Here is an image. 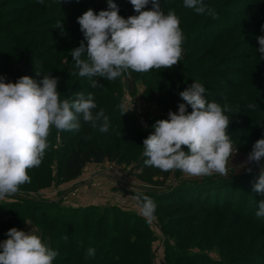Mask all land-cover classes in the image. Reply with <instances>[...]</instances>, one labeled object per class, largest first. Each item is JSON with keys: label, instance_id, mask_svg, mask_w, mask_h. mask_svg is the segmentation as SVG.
Returning a JSON list of instances; mask_svg holds the SVG:
<instances>
[{"label": "rangeland", "instance_id": "obj_1", "mask_svg": "<svg viewBox=\"0 0 264 264\" xmlns=\"http://www.w3.org/2000/svg\"><path fill=\"white\" fill-rule=\"evenodd\" d=\"M203 2L212 7L217 14H222L228 9L233 11L231 14L238 15L237 18H233L232 15L213 18L207 13L200 14L201 19L197 25L199 32L216 31L227 26L235 30L227 37H219L213 41L216 45L213 42H201L199 39V44H196L197 39L191 34L184 37L182 44L185 49L187 42H192V47L196 44L195 50L191 51L192 58L197 54L201 63L195 65L191 77H198V80L194 81L204 85L206 100L209 102L215 100L223 106L231 93L227 102L232 111L226 112L225 115L231 119L227 131L237 152L229 163L228 174L190 177L179 170L161 171L157 174V168L151 174L148 173V167L143 163L146 159L143 156V140L154 133L153 125L159 117L168 118L170 110L164 111L162 103L158 100L156 88L155 90L153 87L149 88L151 84L149 77L123 75L118 78L121 83L119 87L114 88L113 96L115 101L119 104L125 103L130 110L123 114L121 119L126 118L137 125L138 129L135 133L138 135V142H135L133 147H129L128 151H124L126 154L122 160L116 155L113 160L90 163L78 178L66 181L61 174L62 157L64 150H72L75 143L72 141L68 146L62 140L68 138L71 141L76 136L79 137L90 123H84L81 118L79 131L67 133L65 131L64 134L53 128L48 139L50 146L41 165L28 170L31 182L22 185L14 196L0 200V229L7 230L5 233L0 232V239L13 227L25 232L33 229L58 252V256L53 261L55 264H74L67 262L70 256L77 255L70 249L67 241L70 236H77L82 230V212L86 210L89 213L97 209L90 220L86 221L90 231L89 243L96 239V236L92 237V233L101 215V220L103 217L107 220L102 221V225L105 224L104 228L97 230L103 233L101 244L106 249L105 242L107 243L113 234L123 232L121 222L124 218L117 214L121 212L128 217L130 242L137 243L138 246L147 245L139 256V260L146 264H175L171 254L172 251L175 254L176 250L188 251V254L196 255L194 257L199 254L205 256L206 264H247L246 262L250 260L264 264V227L253 221H246L245 216L238 212L242 207L245 210L243 214L249 213L247 208L257 211L256 200L261 197L253 191V181L259 173L260 166L264 165V160L261 161V165L249 164L247 157L254 142L264 138V60L257 50L259 46H255L252 39V31L257 26L264 25V11H261L262 8L256 0H203ZM114 3L119 8V14L125 19L133 15L134 9L129 0H114ZM160 3L173 6L171 9H176L175 13L181 20L182 13L178 12L181 10L178 9L180 6L173 5L169 0H160ZM180 3L183 1L180 0ZM89 8L97 13L100 10H107V0H43V3L40 0H0V46H3L0 49V77L6 76L5 82H16L20 77L27 75L39 81L43 78L42 75H36V71H39L43 75L58 78V89L62 99L75 87L81 89H75L77 92H83L85 87L91 85L90 79L78 75L79 70L75 67L71 50L79 47L84 40L78 17ZM163 12L167 14L168 11L163 10ZM256 14L261 17L259 21L245 23L248 17L254 19ZM56 19L62 20L61 22L64 23L62 27H55L57 23L52 25V21ZM237 27H239L238 31ZM248 39L249 42H246ZM243 42L245 45L241 47ZM12 44L14 47L7 49ZM52 48L55 49L51 50ZM183 52L185 57L184 49ZM51 53L52 57L46 58V55ZM30 61H33V64L30 65ZM248 68H251L252 75H242V71ZM168 70H171L170 74L177 76V79L168 78V81L177 85L175 82L179 80V69ZM215 70H222L223 73L219 74ZM92 79L105 80L100 77ZM234 87L235 90H232ZM180 88L185 90L183 88L186 87L182 84ZM218 88H220L219 99L226 97L222 102L214 99V90ZM73 98L74 96L70 99ZM249 104H254L255 107L249 108ZM97 109L98 107L93 110L94 114ZM187 111L189 113L192 111L190 106ZM90 129L91 132L97 130L95 135L98 134L101 139L103 132L93 127ZM114 130L121 132L122 129L114 127ZM69 134L71 138L66 137ZM120 136L121 133H116L115 138ZM115 140L114 145L123 148L129 143L127 139L121 137ZM184 150L187 151V148L184 147ZM248 168L252 169L251 173L247 171ZM208 181L214 183L233 181L236 182L238 188L235 189L238 191L235 193L232 186L225 184L224 187L222 186L223 189L211 188L213 194L208 200L204 198L207 191L201 194L203 195L201 199L204 198L207 203L204 201H187L177 205L164 201L156 203V194L187 185L192 187ZM226 189L231 192L225 194ZM137 191L151 197L157 205L156 218L151 223L139 214L132 199ZM189 192L197 193L194 188ZM216 194L221 196V202L216 201ZM262 197L264 199V196ZM20 198L37 200L41 203L37 206L51 217L43 218L26 212L24 200ZM227 198L231 200V205L224 202ZM246 198L248 204L243 206L244 203L241 202ZM217 203L227 210L211 211ZM17 206L19 209L14 212ZM105 209L109 210L106 215L103 213ZM256 218L264 220L263 217ZM181 220L182 222L178 223ZM134 227L138 232L147 230L148 235L143 239L140 236L136 237ZM65 236H67L66 240ZM89 243L87 245L93 248L94 245ZM98 244L97 247L100 249Z\"/></svg>", "mask_w": 264, "mask_h": 264}, {"label": "clouds", "instance_id": "obj_2", "mask_svg": "<svg viewBox=\"0 0 264 264\" xmlns=\"http://www.w3.org/2000/svg\"><path fill=\"white\" fill-rule=\"evenodd\" d=\"M129 3L136 14L127 19L119 14L114 0H107V10L97 13L89 8L78 17L84 40L71 50V56L78 75L88 77L92 88L102 87L94 77L114 81L131 72L170 69L182 58L184 35L175 11L165 14L160 0ZM183 6L198 14L216 16L203 0H183ZM55 27H62L61 21ZM261 30L264 31V25ZM257 42L264 60V36H258ZM36 75L43 78L37 81L25 75L16 82H5L0 77V200L14 196L22 185L31 182L28 170L41 165L53 128L58 132L79 131L81 118L100 132L111 127L103 109L94 114L97 105L92 93L76 92L73 99H62L58 78L39 71ZM205 92L204 85L194 81L179 93L184 102L178 104V111L170 110L167 119L156 121L154 133L143 140L146 167L162 172L179 170L190 177L228 174L229 163L237 152L227 131L231 119L225 115L232 108L227 101L223 106L207 101ZM118 107L122 115L130 111L125 103ZM262 160L264 138L254 142L247 163L261 165ZM247 171L251 173L252 169ZM253 191L264 196V165L253 181ZM132 199L139 214L151 223L156 218L155 201L139 191ZM256 216L264 217V199L258 202ZM7 236L0 243V264H53L58 256L33 229L25 232L13 227ZM95 251L88 248L87 256H95Z\"/></svg>", "mask_w": 264, "mask_h": 264}, {"label": "trees", "instance_id": "obj_3", "mask_svg": "<svg viewBox=\"0 0 264 264\" xmlns=\"http://www.w3.org/2000/svg\"><path fill=\"white\" fill-rule=\"evenodd\" d=\"M173 2V5L176 4L178 6H180L181 9L178 12L182 13V18L180 20V28L183 32L184 37H188V35L191 34V36L196 40V44H199V41L201 42H213L216 41L219 37H227L229 34H231L235 29H233L232 27H228L227 28H223V29H217L216 31H197V25L199 24V21L201 19V15L198 14L194 9L193 11H191L190 8H185L183 6V3H180V0H169ZM183 1V0H182ZM256 3L259 4L262 8L261 11H264V0H256ZM161 4V3H160ZM173 6H170L168 4H161V10L163 11H169V10H174L176 11V9L172 8ZM147 8H151V6H147ZM182 11V12H180ZM231 10H224V12L222 14L216 12V17L217 18H222V17H230L231 15L234 16L233 18H237L238 15H233L231 14ZM133 15H135V12H132ZM262 15V14H261ZM254 19L251 18H247V20L245 21L246 24L250 23V22H257L260 20V15L256 14L254 17ZM58 21H62L60 19H56L55 21H52V25L57 23ZM51 24V23H50ZM61 24H64L61 22ZM239 27H237V31H238ZM253 33V43L255 46H259L258 42H257V37L258 36H264V32L261 30V27H258L252 31ZM29 34V33H28ZM27 34V35H28ZM201 35V36H200ZM199 38H196L198 37ZM248 37V36H247ZM251 38V37H248ZM199 39V41H198ZM194 41V40H193ZM5 42V41H4ZM249 42V39L246 41ZM184 43V41H183ZM214 44L216 42H213ZM15 44V42H14ZM196 44L194 47H192V42L188 43L187 42V47L186 49L183 47V49L186 51L185 52V57H184V52L182 54V58L180 60V62L173 66L172 70H174V68L179 69L180 73L178 74V81L176 80V84H171L172 82L168 81V78L171 79H177L176 75H172L169 73L168 69H152L149 72L146 73H136V72H131V74L134 75H141L143 77H149L151 84H149V88L158 91V100L162 103L163 109L164 111L166 110H171V111H178V104L179 103H183L184 101H182V99L179 96V93L181 91H183L180 86L182 84L185 85V87L187 88L188 86H190L194 80H198V77H191L192 73H193V68L195 67V65H199L200 59L198 58V56H196L197 54L194 55V57L192 58V53L191 51H194L196 48ZM216 45V44H215ZM245 45V43L243 42V44L241 45V47H243ZM14 45H10L7 47V49L13 48ZM190 47V48H189ZM3 48V46H0V49ZM55 48H52L51 50H54ZM56 51V50H55ZM54 51V52H55ZM52 53L46 55V58L50 59L52 57ZM70 60V59H69ZM30 65L33 64V61L29 62ZM217 71V70H215ZM257 71V70H256ZM220 73H223L222 70L217 71ZM242 75L245 76H251L252 72H251V68H248L245 71H242ZM255 72V71H254ZM232 73H236V72H232ZM241 73V72H239ZM128 75V74H125ZM206 74H203V76ZM210 75V74H209ZM199 77H201V74L199 75ZM6 78V76H4V79ZM185 81V82H183ZM187 81V82H186ZM98 82L102 85V87H97V88H92L91 85H89L88 87H85L82 91L85 95H87L88 93H92L93 94V98L94 101L98 107V111L100 109H103L105 111V114L109 117L110 120V124L111 127L109 128V130L107 132H103L101 134V139H99L98 134L95 135V130L94 132H91V124L88 125V128L85 129V131L78 137L76 136L75 138H73L74 140L69 141V139L64 138L62 140V142H65L68 144V146H70L69 144H71V142L73 141L75 143L74 148L72 150H64V155L62 157V165H61V174L64 180L66 181H71L74 180L76 178H78L83 169L90 163H101L104 160L108 159V160H113L116 155L120 157V159L122 160L125 157V152L124 151H128L129 147H133V144L137 141V134L135 133L137 131V125L135 123H133V121L127 120L126 118H122V113L118 107L119 102L115 101V97L113 96V91L114 88L116 86H120L119 79L117 78L114 81H109L107 79L105 80H98ZM187 83V84H186ZM154 84H156V86H153ZM75 89H79L77 87H75L74 89H72L71 91H69L67 94V96L65 98L70 99L72 96H74V93L77 92V90ZM185 89V88H183ZM81 90V89H79ZM220 88H218V90H214L215 91V98L216 100L222 102L224 101V99L226 97H224L223 99H219L220 96H218V93H220ZM230 90V89H229ZM235 90V87L232 89ZM58 91L60 92V90L58 89ZM231 92V91H230ZM72 95V96H71ZM229 96H231V93L227 96V99L225 101H229L228 98ZM215 101V100H214ZM97 111V112H98ZM161 119H167L166 117H159L157 119L161 120ZM114 127L118 128V129H122L121 132H118V130H114ZM98 129V128H96ZM65 131H63L64 134ZM68 131H66L65 133H67ZM116 133H121V138L123 139H127L129 141V143L127 144L126 148H123L121 146H115L114 142H116L115 139H120V137L115 138ZM73 134V133H71ZM71 134L67 135L66 137H70L71 138ZM106 135H109L107 138H104ZM114 135V136H113ZM73 137V136H72ZM114 138V139H113ZM49 139V137H48ZM70 149V148H68ZM148 173L151 174V172L155 171V167H148L147 168ZM157 174L161 173V171L159 169L156 170ZM240 179V178H239ZM242 180V179H241ZM239 181V180H238ZM236 182L233 181H228L225 182L223 181L222 183H214L213 181H208V182H202L199 184H195L192 187H190L189 185L183 187V188H177V189H172L168 192H162L159 194H156V203H161V202H170L172 205L174 204H184L187 201H193V202H202L204 201L206 198L207 200L209 198L212 197L211 194L212 193V189H223L225 184H229L228 186H232V190L236 193L238 191V188L236 187ZM223 186V187H222ZM194 188L196 189L197 193H190V189ZM211 189V193H209V190ZM205 191H207L205 194L206 196L201 199V197L203 195H201L202 193H204ZM225 194L226 193H230L231 191L229 189L225 190ZM200 195V196H199ZM216 201L221 202V199L219 195L216 194ZM259 196V194H258ZM261 196V195H260ZM229 198V197H228ZM225 199L224 202H227L228 205H231V200L229 199ZM232 199H234L233 197H230ZM22 200H24L25 203V208L24 210L26 212H29L32 215H40L43 218H48L51 217L50 215L45 214L44 212H42V208H39L37 205L38 203L41 204L40 202H38L37 200H26L24 198H20ZM261 199H263V197L261 196L259 199L256 200V203H258ZM206 200V201H207ZM206 201H204L205 203H207ZM233 201V200H232ZM244 203V205H247V201L248 198L242 200ZM257 208V206H256ZM16 209H19V206L15 207L14 212H16ZM226 209V207H221L218 206V203L215 205V207H212L213 212H224ZM227 210V209H226ZM230 210V209H229ZM249 213L243 214L245 213L243 210V207L241 209L238 210V212L242 215L245 216V220L246 221H253L256 224H260V226L264 227V220H260L258 218H256V211L254 210H249L247 208ZM98 210L93 209L91 210L89 213H87V211L85 210V212H82L83 215H81L82 219H83V225H82V230H80L79 234L77 236H70V232H68L69 236L71 237L67 242H69L70 249H72V251L75 252L74 256H70L69 260L67 262H71L74 264H146L145 262H142L139 260V256L140 253L142 251H144L147 247L146 244H143L142 246H138L137 243H132L130 242L131 236L128 234V217H126L123 213L119 212L117 214H119L120 216H122L123 222H121V228L123 232H120L119 234H113V236L111 238H109V240L107 241V243L105 242V247L106 249H104V246L101 244V236L103 235V233H101V231L97 230V228H104L105 224L103 223L102 225V221H106L107 219L105 217H103V219L101 220L100 217L101 215H99L100 217L97 219L98 223L95 224V229L92 233V237L96 236L95 241H91L89 243L90 240V231H89V226L86 224V221L90 220L91 215L94 214V212H97ZM109 210L105 209L103 210V213L106 215V213H108ZM115 212V211H114ZM104 215V216H105ZM125 216V217H123ZM264 218V217H263ZM69 219V218H68ZM73 219V218H72ZM181 221H179L178 223H181ZM101 223V224H100ZM120 224V223H119ZM18 229V228H17ZM133 230L136 231V237H139L143 239V237L145 238L146 235H148V231L147 230H143V232H138L136 227L133 228ZM7 231V230H6ZM6 231H3V229H0V232L5 233ZM64 234V232H63ZM66 234V233H65ZM8 238L7 234L2 236V238L0 239V243H2L4 240H6ZM76 240V242H75ZM97 241H100L97 242ZM75 243V244H74ZM92 244L94 245L93 248L96 250L95 251V256L93 257H89L86 254V249H87V244ZM99 243V244H98ZM139 243V242H138ZM100 245V249L99 247H97ZM89 247V246H88ZM90 248V247H89ZM2 250V249H0ZM132 254H131V253ZM173 254H171V259L175 260V264H206V260L204 261V259H206L205 256H201L200 254L197 255V257H194L196 255H190L188 254V251H181V250H176L175 254L174 251H172ZM169 256V254H168ZM193 257V258H192ZM204 257V258H203ZM208 259V258H207ZM209 260V259H208ZM210 263V260H209ZM247 264H257L258 262H255L253 260L247 261ZM53 264H55L53 262ZM171 264V263H168ZM212 264V263H210ZM245 264V263H244ZM260 264V263H258Z\"/></svg>", "mask_w": 264, "mask_h": 264}]
</instances>
